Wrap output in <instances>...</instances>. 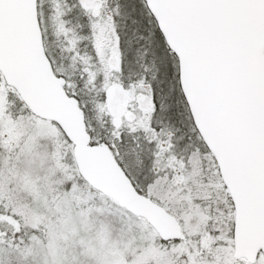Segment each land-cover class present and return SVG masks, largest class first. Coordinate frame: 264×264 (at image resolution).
<instances>
[{
  "label": "snow or ice",
  "instance_id": "6c2138e0",
  "mask_svg": "<svg viewBox=\"0 0 264 264\" xmlns=\"http://www.w3.org/2000/svg\"><path fill=\"white\" fill-rule=\"evenodd\" d=\"M0 264H264V0H0Z\"/></svg>",
  "mask_w": 264,
  "mask_h": 264
}]
</instances>
